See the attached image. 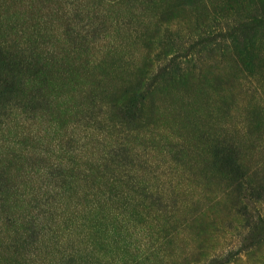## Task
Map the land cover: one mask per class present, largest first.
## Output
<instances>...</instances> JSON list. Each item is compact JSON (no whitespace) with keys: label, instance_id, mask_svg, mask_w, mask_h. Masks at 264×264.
Listing matches in <instances>:
<instances>
[{"label":"rangeland","instance_id":"obj_1","mask_svg":"<svg viewBox=\"0 0 264 264\" xmlns=\"http://www.w3.org/2000/svg\"><path fill=\"white\" fill-rule=\"evenodd\" d=\"M0 264H264V0H0Z\"/></svg>","mask_w":264,"mask_h":264}]
</instances>
